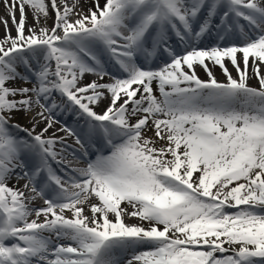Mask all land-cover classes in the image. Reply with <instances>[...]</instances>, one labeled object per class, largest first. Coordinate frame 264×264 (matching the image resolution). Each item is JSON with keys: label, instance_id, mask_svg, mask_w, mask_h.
I'll use <instances>...</instances> for the list:
<instances>
[{"label": "snow or ice", "instance_id": "6c2138e0", "mask_svg": "<svg viewBox=\"0 0 264 264\" xmlns=\"http://www.w3.org/2000/svg\"><path fill=\"white\" fill-rule=\"evenodd\" d=\"M87 2L0 0V264H264V0Z\"/></svg>", "mask_w": 264, "mask_h": 264}, {"label": "bare ground", "instance_id": "6f19581e", "mask_svg": "<svg viewBox=\"0 0 264 264\" xmlns=\"http://www.w3.org/2000/svg\"><path fill=\"white\" fill-rule=\"evenodd\" d=\"M101 4H103V0H101ZM92 5V0H88L87 3H82V7L84 9L85 12H87L88 8L91 7ZM6 15V11H5V8H4V5L3 3H0V17H4ZM17 19H19V12H17ZM49 26H51L52 24V21L49 20ZM33 24V18H32V14L31 12L29 11L28 13V17H27V25H32ZM9 26L11 27V20H9ZM5 34V29H4V26L2 24H0V37H3ZM13 36L16 35V31H15V28H12V33H11ZM228 68L230 71H232L233 75L236 74V71H235V68L229 63L227 64ZM213 71L215 72L216 76L218 77V79H223V75L221 73V70L220 68L217 66L215 69H213ZM197 72H198V75H200L201 78H205L206 79V76H205V73H204V70L202 68H197ZM88 79H91V77H89ZM253 84H256V81L253 80L252 81ZM20 122L22 124H27V121L23 118H20ZM148 135H152L151 132L148 133Z\"/></svg>", "mask_w": 264, "mask_h": 264}]
</instances>
